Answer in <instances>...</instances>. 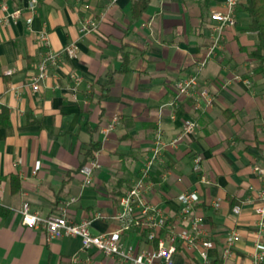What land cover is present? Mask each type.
<instances>
[{
	"label": "crops",
	"instance_id": "obj_1",
	"mask_svg": "<svg viewBox=\"0 0 264 264\" xmlns=\"http://www.w3.org/2000/svg\"><path fill=\"white\" fill-rule=\"evenodd\" d=\"M138 1L37 0L30 10L27 0H0V205L8 210L0 216V264H117L95 249L81 251L77 237L47 240L42 230L22 224L19 210L27 201L42 216L88 218L93 234L116 231L119 195L138 176L156 127L166 146L146 198L166 217L156 239L173 244L174 264H202L201 238L169 240L171 232L194 234L192 215L212 242L206 264H264L253 258L254 210L264 183L253 171L264 166V76L253 70L257 61L248 54L256 35L244 2L235 8L236 24L208 54L209 15L222 10L224 0H147L136 15ZM85 17L95 18L97 27L83 35ZM41 31L53 50L73 42L77 50L72 58L62 53L33 90L26 81L41 58ZM191 74L197 88L177 97L176 81ZM75 75L81 76L76 87ZM200 87L213 102L195 109ZM188 120L196 122L195 132L169 144ZM92 141L101 145L99 167L92 185L83 187L79 167ZM196 155L202 156L199 173ZM201 173L208 182L199 181ZM11 176L18 178L15 192ZM187 189L196 195L191 214L182 219L179 195ZM231 231L239 239L224 253ZM117 237L136 251L157 242L135 229ZM74 254L80 261L71 260Z\"/></svg>",
	"mask_w": 264,
	"mask_h": 264
},
{
	"label": "built area",
	"instance_id": "obj_2",
	"mask_svg": "<svg viewBox=\"0 0 264 264\" xmlns=\"http://www.w3.org/2000/svg\"><path fill=\"white\" fill-rule=\"evenodd\" d=\"M239 0H224V7L222 10H213L210 12L209 38L210 43L207 46L208 54L214 52V49L221 45L224 38V31L236 24L235 8ZM37 0H27V8L34 10ZM19 10L12 13L13 17H17ZM97 27V20L93 17H85L80 21L79 31L81 34H86L94 31ZM39 41L42 46V54L40 60L37 62L35 71L26 81V84L33 90L39 89L41 83L47 76L48 66L59 61L60 55L65 53L72 58L76 55V44L69 43L60 51L53 50L50 46L48 35L46 31H41L39 34ZM205 60L201 64H204ZM8 73L11 70L7 71ZM74 86L76 87L81 82V76L75 75L73 77ZM198 80L195 74L188 75L184 78L178 79L175 83L176 96L189 95L192 89L197 88ZM213 102L212 96L208 91L200 87L196 96L193 99V106L195 109L201 108L203 105L210 106ZM117 118L114 117L104 128L108 132L114 127ZM196 122L188 120L182 126V131L174 137L169 144L174 145L183 135H190L195 132ZM166 142L163 138V132L160 127H156L149 153L146 156L142 167L140 168L138 176L133 180L132 184L119 196V210L113 216L119 223V227L112 233L93 234L90 231V219L83 218L79 221L69 219L64 212L59 215L42 216L37 212L29 209V204L24 201L20 207L19 212L22 216V224L31 228L40 229L44 232L47 240L61 239L64 237H77L81 243V251L85 252L95 249L105 256L113 257L117 264H174V250L173 244H165V242L158 238L156 245L148 250L136 251L132 245H125L118 239L117 235L131 229L139 230L147 241L153 242L157 237V231L166 223V217L162 209L150 203L146 198V192L151 186L150 174L153 166L160 160V155ZM202 156L196 155L193 159L194 170L201 171L199 167ZM99 167V162L96 159L87 161L80 169L83 176L82 186H89L93 183L94 172ZM253 171L259 175L264 182V166L254 165ZM199 181L206 183L207 179L199 174ZM196 190L187 189L180 193L179 200L181 202L180 215L182 219H187L191 214ZM258 204L255 207L256 215V229L254 240V261H264V240L262 234L264 233V183L257 194ZM74 200V198H71ZM96 216H100L99 213ZM190 229L194 232L191 234L188 230L180 231L179 233L171 232L169 240L173 242L177 236L193 243L195 239L201 238V247L199 255L202 264L208 261L207 250L212 246L211 240L206 238V232L200 227L199 218L192 215L189 218ZM239 239L236 231H231L225 238L224 253H228L233 247L234 243ZM73 262H78V254L71 257ZM86 264L90 261L86 260Z\"/></svg>",
	"mask_w": 264,
	"mask_h": 264
},
{
	"label": "trees",
	"instance_id": "obj_3",
	"mask_svg": "<svg viewBox=\"0 0 264 264\" xmlns=\"http://www.w3.org/2000/svg\"><path fill=\"white\" fill-rule=\"evenodd\" d=\"M245 9L249 14L250 24L249 28L255 32L256 45L249 51V56L256 59V64L253 66L255 72L261 73L264 76V0H243ZM147 0H141L133 4L134 13L137 15L144 10ZM112 81V76L107 77V82L102 86L101 95H105L108 91V86ZM100 142L92 141L88 144L86 149V160L89 161L96 157L100 150ZM87 161L85 163H87ZM82 163L79 169L85 164ZM12 191L15 192L19 188L18 178L11 176ZM130 187V186H129ZM122 194V193H121ZM120 196V195H119ZM8 210L0 205V216L5 215ZM156 238L153 242H156ZM156 244V243H155Z\"/></svg>",
	"mask_w": 264,
	"mask_h": 264
}]
</instances>
